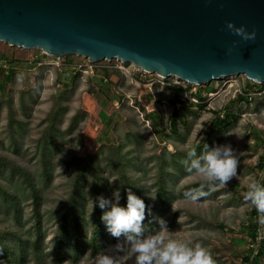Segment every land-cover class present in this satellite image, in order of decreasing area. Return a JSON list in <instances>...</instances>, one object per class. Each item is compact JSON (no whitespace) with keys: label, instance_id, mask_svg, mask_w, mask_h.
<instances>
[{"label":"rangeland","instance_id":"374dc122","mask_svg":"<svg viewBox=\"0 0 264 264\" xmlns=\"http://www.w3.org/2000/svg\"><path fill=\"white\" fill-rule=\"evenodd\" d=\"M0 56L1 62H7L3 67L0 63V156L10 157L44 188L43 251L40 257L30 255L19 264H57L52 255L57 237L56 211L72 191L74 173L68 163L73 158L98 155L106 197H111L117 188V174L108 166L109 145L98 143L101 136L122 148L125 159L133 163L129 166L134 168L130 169L131 175L143 192H157L155 200L145 198L159 212L153 211V216L168 222L174 238L200 243L215 264H246L251 249L248 226L253 205L244 195L251 180H264L260 169L264 166V84L257 88L261 94L249 101L240 94V90L244 92L252 86L244 76L199 87L181 83L182 87H189L190 93L200 96L204 108L189 101L174 107L171 88L178 86V81L169 78L164 85L150 87L147 79H140L137 69L117 60L96 63L93 74L89 69L74 70L73 64L87 63L77 56L44 59L40 50H24L1 42ZM116 67L122 70L117 71ZM106 71L109 77L103 82ZM147 95L156 100L152 112V105L146 107ZM174 112H179L176 126L172 123ZM218 118L220 130L214 126ZM50 119L60 147L49 163L48 182H42L45 161L39 145ZM214 142L231 143L236 150L237 175L226 184L217 181L209 187L199 176L186 172L183 161L190 146H195L199 154L204 143L212 146ZM93 177L88 176V186ZM108 180L115 181L109 184ZM17 181L23 182L9 171L0 174L4 186ZM197 188L207 195L193 203L184 193ZM11 190L20 199L26 197L19 187ZM3 200L0 194V236L20 234L19 225L15 226L14 215L6 213ZM90 208L91 204L88 219ZM21 209L19 224L28 234L34 225L30 201H23ZM256 223L259 225V220ZM92 230L90 227L89 232ZM148 230L155 233L159 225ZM114 244L110 239L99 254H111ZM97 255L92 256L85 246L80 259L70 257L63 264H94ZM261 263L264 264V257ZM125 264H135L134 257H125Z\"/></svg>","mask_w":264,"mask_h":264},{"label":"water","instance_id":"95a60500","mask_svg":"<svg viewBox=\"0 0 264 264\" xmlns=\"http://www.w3.org/2000/svg\"><path fill=\"white\" fill-rule=\"evenodd\" d=\"M228 21L256 38L232 34ZM0 42L198 87L239 76L264 84V0H0Z\"/></svg>","mask_w":264,"mask_h":264},{"label":"trees","instance_id":"16d2710c","mask_svg":"<svg viewBox=\"0 0 264 264\" xmlns=\"http://www.w3.org/2000/svg\"><path fill=\"white\" fill-rule=\"evenodd\" d=\"M48 56H43L47 58ZM69 58V57H67ZM41 59H39L40 61ZM38 61V62H39ZM35 63L36 65L38 64ZM2 67L6 61L0 60ZM2 71V68L0 69ZM118 71V70H117ZM118 74V73H116ZM109 77L107 71L105 72V78L103 82ZM9 77H7V82ZM250 90H258V85L253 84L249 86ZM171 93L173 97V105L183 104L188 102L182 97L183 89L182 88H171ZM197 96V95H196ZM199 99L200 96H198ZM245 100L256 99V96L253 97H242ZM192 105V103H190ZM199 107L204 108L199 103ZM179 112H174L175 117L173 118V125L176 126V117ZM215 115L219 116V113L214 112ZM228 120V117H227ZM214 126L220 130L219 118L215 121ZM45 137L40 141L39 149L41 151V158L45 161L43 166V173L45 174L44 180H47L49 177V163L53 160V154L57 153L59 150V143L56 141L55 135L57 130L53 120L50 119L49 126L45 131ZM99 144L109 145L107 152L109 153L108 166L113 169L117 174V187L121 191V205L126 202V193L125 188H130L138 196L142 197L145 200L146 206L151 207L152 215L153 211L159 214L156 209V206H152L149 201L144 196L142 187L134 179V176L131 175L130 168L133 165L132 162L127 161L123 156V151L121 147H116L115 144L108 142L105 138L98 139ZM264 161V158H261ZM98 155H90L85 158L75 157L68 163V169H71L74 173L72 178V191L69 197L62 202L60 207L56 211L57 216V237L53 241L55 244V249L52 252V255L56 256L57 264H63L70 257L75 259H80L82 256L85 246L90 248L92 256H95L101 252L102 249H105L110 241L113 239L116 243V239L113 238L106 230L103 223L100 220L102 210L98 207L93 208V201L97 195H104L106 197V191L103 188V179L101 178V170L99 168ZM131 164V165H130ZM130 166V167H129ZM131 169V170H130ZM261 171H264V166L260 167ZM9 171L13 175H18L20 180L23 182L17 181L14 185L4 186L0 182V194L3 196L4 200L2 201L6 205V213L13 216L15 219V226L19 225L20 234H11L7 236L6 234L0 236V264H19L21 260L26 259L31 255V258L40 257V253L43 251L42 246L44 243V232H43V223H44V214L42 211V202H43V193L44 188H42L39 182L31 177L27 171L22 168L19 164L14 162L10 157L0 156V174ZM93 174V180L88 186L86 181L88 176ZM84 178V181H82ZM261 184H264V180L260 181ZM45 186L47 183H43ZM11 187V188H10ZM12 187L21 188L23 195H26L25 200H29L31 204L32 211V220L34 225L32 226L28 234L24 233V225L19 224L21 213H22V204L24 199L14 193L11 189ZM91 204L89 210L90 215L88 219V206ZM261 214H259L255 207L252 206L250 212V224L248 226L249 232V242L255 243L257 238L262 236V240L258 246L257 251L250 249L248 256L245 258L246 264H262L261 258L264 257V224L256 223L259 220ZM147 221L150 217L147 215ZM88 219V220H87ZM147 229H154L156 223L154 221L147 222ZM83 224V226H82ZM96 227H95V225ZM92 228V232H89V228ZM38 259V258H36ZM78 263V262H74Z\"/></svg>","mask_w":264,"mask_h":264},{"label":"clouds","instance_id":"9594fccd","mask_svg":"<svg viewBox=\"0 0 264 264\" xmlns=\"http://www.w3.org/2000/svg\"><path fill=\"white\" fill-rule=\"evenodd\" d=\"M226 29L242 40L256 38V32L247 31L245 25L236 26L232 21L226 23ZM235 43V42H234ZM228 136L229 134L223 133ZM231 143H204L203 149L197 154L195 146H190L183 161L185 171L199 176L204 183L212 187L215 182L226 184L237 175V155ZM115 180H108L109 184ZM203 187V184L201 185ZM126 202L121 205L120 188H115L111 197L97 195L93 208L102 210L100 220L105 230L116 239L113 251L98 254L94 264H125V257L135 259V264H215L210 252L200 243L190 239L174 238L169 231L168 222L160 216H153L151 207L145 200L130 188L124 189ZM157 192L147 191L144 196L156 199ZM185 197L195 203L207 195L200 188L184 193ZM244 199L251 203L261 214L259 222L264 224V184L253 179L248 184ZM146 212L150 219L159 225V231L152 233L146 227ZM95 225V224H94ZM96 227V225H95Z\"/></svg>","mask_w":264,"mask_h":264},{"label":"built area","instance_id":"2783aa9c","mask_svg":"<svg viewBox=\"0 0 264 264\" xmlns=\"http://www.w3.org/2000/svg\"><path fill=\"white\" fill-rule=\"evenodd\" d=\"M46 56V55H45ZM49 57V56H48ZM86 60V59H85ZM119 63L121 64V65H123V66H125L126 64L125 63H123V62H121V61H119ZM96 63H92V62H90V61H88L87 60V63H85V64H79V65H75V64H73V68H74V70H76V71H80V72H82V70H91L92 71V73L94 74L95 72V69H96V65H95ZM40 65V64H39ZM133 66V65H132ZM117 69H118V71H120V70H122V68H120V67H116ZM133 68H135V69H137V71H138V74H139V76H140V79L141 80H145V79H147V85L148 86H153V85H156V84H159V85H164L165 84V80H167V79H163V78H161V77H159V76H157V75H154V74H148V73H146L145 71H143V70H141V69H138V68H136L135 66H133ZM149 77H154V79H149ZM234 77H231V78H225V79H223V80H231V79H233ZM176 81H178V83H180L178 86H173V87H175V88H182L183 89V95H182V97L184 98V100H187V101H189V102H191V103H195V104H199L200 103V99L198 98V95L196 96V95H194L193 93H190L189 92V87H182L181 86V83H184V84H187V85H190V84H188V83H185V82H182V81H180V80H178V79H176V78H174ZM250 82V81H249ZM252 83V82H251ZM225 84H227V83H225ZM254 84V83H253ZM193 86V85H192ZM259 86V85H258ZM259 91H261V90H255L254 92L253 91H251V90H244V92L242 91V90H240V94L241 95H243V96H245V97H248V98H250V97H252V96H256V95H260L261 94V92H259ZM255 93V94H254ZM256 93H258V94H256ZM261 240H262V236H261V234H260V236L257 238V240H256V242L255 243H252L251 244V249L252 250H254L255 252L257 251V249H258V246H259V244H260V242H261Z\"/></svg>","mask_w":264,"mask_h":264},{"label":"crops","instance_id":"0c3cea01","mask_svg":"<svg viewBox=\"0 0 264 264\" xmlns=\"http://www.w3.org/2000/svg\"><path fill=\"white\" fill-rule=\"evenodd\" d=\"M0 58H1V56H0ZM145 101L147 102V106L146 107H149V105H152L153 106V110H154L155 105H156V100H155L154 96L153 95L152 96L151 95H147V98H146ZM152 111H150V112H152ZM101 138H103V137L101 136Z\"/></svg>","mask_w":264,"mask_h":264},{"label":"bare ground","instance_id":"6f19581e","mask_svg":"<svg viewBox=\"0 0 264 264\" xmlns=\"http://www.w3.org/2000/svg\"><path fill=\"white\" fill-rule=\"evenodd\" d=\"M152 109H153V106H150V107H149V110L151 111Z\"/></svg>","mask_w":264,"mask_h":264}]
</instances>
